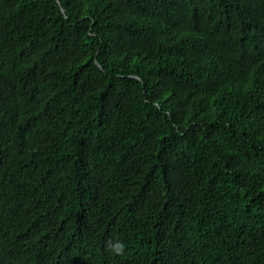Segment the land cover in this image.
<instances>
[{
    "label": "trees",
    "instance_id": "1",
    "mask_svg": "<svg viewBox=\"0 0 264 264\" xmlns=\"http://www.w3.org/2000/svg\"><path fill=\"white\" fill-rule=\"evenodd\" d=\"M0 264H264V0H0Z\"/></svg>",
    "mask_w": 264,
    "mask_h": 264
},
{
    "label": "clouds",
    "instance_id": "2",
    "mask_svg": "<svg viewBox=\"0 0 264 264\" xmlns=\"http://www.w3.org/2000/svg\"><path fill=\"white\" fill-rule=\"evenodd\" d=\"M115 252L116 254H123V250H124V245L123 244H119L115 247Z\"/></svg>",
    "mask_w": 264,
    "mask_h": 264
}]
</instances>
